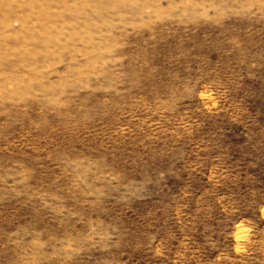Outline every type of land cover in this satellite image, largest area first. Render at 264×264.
Returning <instances> with one entry per match:
<instances>
[{
	"label": "rangeland",
	"instance_id": "374dc122",
	"mask_svg": "<svg viewBox=\"0 0 264 264\" xmlns=\"http://www.w3.org/2000/svg\"><path fill=\"white\" fill-rule=\"evenodd\" d=\"M0 264H264V0H0Z\"/></svg>",
	"mask_w": 264,
	"mask_h": 264
}]
</instances>
